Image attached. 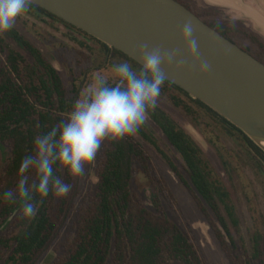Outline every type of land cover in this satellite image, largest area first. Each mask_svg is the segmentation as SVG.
<instances>
[{
    "label": "trees",
    "instance_id": "16d2710c",
    "mask_svg": "<svg viewBox=\"0 0 264 264\" xmlns=\"http://www.w3.org/2000/svg\"><path fill=\"white\" fill-rule=\"evenodd\" d=\"M184 6L202 19L191 7ZM32 13L62 23L95 49L82 46L89 56L81 55L77 59L75 63L80 70H70V88H67L52 64L17 29L13 27L0 35V143L11 145V160L0 188V228L19 205L6 203L2 195L15 189L22 159L32 152L35 136L67 117L83 91L87 74L112 70V64L121 60L138 66L121 52L41 8L30 5L24 15ZM206 24L264 64L261 36L236 20ZM250 49H255L261 59L252 55ZM107 79L114 84L115 78ZM159 99L186 119L212 149L235 199L197 142L161 107L150 112L149 119L182 162L185 175L147 122L136 135L157 153L191 195L230 263L264 264V149L207 105L168 81ZM134 162L139 163L150 184L165 197L172 198L166 184L154 176L152 160L134 136L117 143L109 141L97 165L95 193L78 211L63 255L49 264H106L109 258L111 264H206L191 238L163 212L159 194L151 198V211L132 193ZM57 174L73 184L70 195L65 199L51 195L43 199L32 221L22 220L20 216L13 236L0 238L3 250L0 263L38 264L59 239L75 210L80 178L71 180L59 169ZM39 200L34 195L33 202ZM242 203L249 215L248 222L239 208Z\"/></svg>",
    "mask_w": 264,
    "mask_h": 264
},
{
    "label": "clouds",
    "instance_id": "9594fccd",
    "mask_svg": "<svg viewBox=\"0 0 264 264\" xmlns=\"http://www.w3.org/2000/svg\"><path fill=\"white\" fill-rule=\"evenodd\" d=\"M33 0H0V35L15 26L17 18L30 10ZM220 27L219 24L216 25ZM193 26L187 21L180 30V39L188 57L197 63V41L193 38ZM215 30L209 32L212 37ZM138 66L127 60L112 64L114 84L97 75L75 100L66 118L54 124L47 132L34 138L32 152L19 166L15 189L6 190L2 198L8 204H20L22 220L32 221L38 214V204L53 196L67 198L73 188L65 182L57 170H63L71 180L85 174L105 141L117 143L135 136L149 119L150 112L158 107L161 90L167 80L163 69L173 65L181 71L183 61H177L175 52L162 51L159 47L141 45ZM210 68L207 62L198 71L205 74ZM29 172L35 178L29 180ZM34 195L39 201L33 202Z\"/></svg>",
    "mask_w": 264,
    "mask_h": 264
},
{
    "label": "water",
    "instance_id": "95a60500",
    "mask_svg": "<svg viewBox=\"0 0 264 264\" xmlns=\"http://www.w3.org/2000/svg\"><path fill=\"white\" fill-rule=\"evenodd\" d=\"M113 48L134 62L143 44L175 52L181 71L164 68L168 82L181 88L256 139L264 131V64L220 35L176 0H33L32 4ZM191 21L197 41V63L180 39ZM209 70L201 75L199 65ZM262 147V146H261ZM263 148V147H262ZM264 149V148H263Z\"/></svg>",
    "mask_w": 264,
    "mask_h": 264
},
{
    "label": "rangeland",
    "instance_id": "374dc122",
    "mask_svg": "<svg viewBox=\"0 0 264 264\" xmlns=\"http://www.w3.org/2000/svg\"><path fill=\"white\" fill-rule=\"evenodd\" d=\"M180 1L183 3V5H187L194 11H197L198 15H200L199 17H201V20L205 23L213 24L219 21H227L228 18H231L234 15L232 12H227L225 10L204 9L202 0ZM14 28L17 29L28 40H30V42L38 50H40L44 57L57 70L67 88H70V70H80L76 64L77 59L82 58L81 55L89 56L87 49L82 46L95 49L92 43L86 41L83 37L70 30L62 23L52 20L42 14L32 13L22 15L17 18ZM250 51L252 55H256V58L261 59L259 58L255 49H250ZM80 61L83 62L82 60ZM81 66L82 70H84L85 66L83 64H81ZM97 75H102L105 78H111L112 80L115 78L113 70L90 72L87 74L83 83V91L87 89L89 84ZM158 106L165 110L197 142L216 171H218L226 187L231 191L233 198L235 199L234 192L220 166L217 157L215 156L212 149L206 144L199 132L193 126H191L187 120L184 119L177 111L168 106L163 100L158 99ZM147 123L157 132L162 140L163 149L174 160L182 174L185 175L183 172L182 162L179 160L168 142L163 138L158 128L151 122L150 119H148ZM134 138L150 156L154 168V176L157 179H161L166 184L172 198L169 199L165 197L157 187L148 182V179L143 174L138 162H134L133 164V178L130 185L132 193H134L142 202V204L151 211H153L151 198L153 194H159L163 212L191 238V240L200 250L206 264H231L228 256L222 250L219 241L216 239L211 226L198 209L191 195L182 186L180 181L171 172L169 167L160 159L157 153L137 135H135ZM108 145L109 141H105L101 146L95 161L92 164L86 166L85 174L80 177V194L76 201L75 210L72 213L68 223L62 230L59 239L53 243L50 251L44 255L38 264L52 263L55 259L63 255L64 245L69 238V235L73 233L74 223L77 218L78 211L82 206L88 203L89 199H91L95 193L96 184L98 182L96 177L97 165L99 159H101L103 151ZM10 160V143H0V188L5 178L6 169ZM34 178L35 173L32 172L29 177L30 182ZM239 208L244 213L245 219L248 222L249 215L247 214L244 203H242ZM262 210L264 211V205L262 206ZM19 217L20 204L16 207L12 216L0 228V238H8L13 236V234L17 231ZM243 232H245L244 229ZM0 252L3 253L1 248ZM111 261L112 259L109 258L106 264H111Z\"/></svg>",
    "mask_w": 264,
    "mask_h": 264
},
{
    "label": "crops",
    "instance_id": "0c3cea01",
    "mask_svg": "<svg viewBox=\"0 0 264 264\" xmlns=\"http://www.w3.org/2000/svg\"><path fill=\"white\" fill-rule=\"evenodd\" d=\"M202 4L204 9L232 12L227 20L238 21L264 39V0H202Z\"/></svg>",
    "mask_w": 264,
    "mask_h": 264
},
{
    "label": "bare ground",
    "instance_id": "6f19581e",
    "mask_svg": "<svg viewBox=\"0 0 264 264\" xmlns=\"http://www.w3.org/2000/svg\"><path fill=\"white\" fill-rule=\"evenodd\" d=\"M260 132H261V136L260 137H262V138H258L256 140L262 147H264V131L260 130Z\"/></svg>",
    "mask_w": 264,
    "mask_h": 264
}]
</instances>
